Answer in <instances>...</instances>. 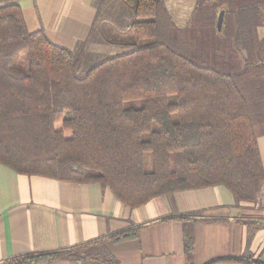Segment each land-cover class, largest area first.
Wrapping results in <instances>:
<instances>
[{
  "label": "trees",
  "instance_id": "16d2710c",
  "mask_svg": "<svg viewBox=\"0 0 264 264\" xmlns=\"http://www.w3.org/2000/svg\"><path fill=\"white\" fill-rule=\"evenodd\" d=\"M121 1L133 18L129 38L118 42L131 49L80 74L81 55L42 28L29 32L16 0H0V163L19 174L99 183L129 208L216 185L239 201L256 202L264 180L255 133L264 116L255 104L261 94L247 86L250 59L238 58L218 32L216 7L197 6L182 28L164 0ZM238 8L228 6L227 16ZM138 232L130 228L0 264L63 258L118 264L106 241L136 239ZM220 262L264 264L248 253L203 264Z\"/></svg>",
  "mask_w": 264,
  "mask_h": 264
},
{
  "label": "crops",
  "instance_id": "0c3cea01",
  "mask_svg": "<svg viewBox=\"0 0 264 264\" xmlns=\"http://www.w3.org/2000/svg\"><path fill=\"white\" fill-rule=\"evenodd\" d=\"M16 2L28 31L44 29L52 41L82 56L79 65L85 58L113 55L107 53L112 49H124L121 53L131 49L118 42L129 38L125 30L133 18V10L121 0ZM164 2L171 20L182 28L191 24L197 6H215L218 18L222 13L218 32L223 30L221 37L232 41L238 58L250 59L247 86L255 95L261 94L255 104L264 113V0ZM230 5L239 7L230 13L231 18L227 16ZM243 5L247 6L240 8ZM81 71L79 68L83 74ZM262 118L255 133L264 172ZM168 217L181 218L164 220ZM136 227V239L106 241L118 264H203L245 253L264 261V180L256 202L239 201L225 186L216 185L157 196L129 208L99 183L19 174L0 163V263L17 256L73 248ZM250 230L253 233L248 238ZM46 264L102 263L63 258Z\"/></svg>",
  "mask_w": 264,
  "mask_h": 264
},
{
  "label": "rangeland",
  "instance_id": "374dc122",
  "mask_svg": "<svg viewBox=\"0 0 264 264\" xmlns=\"http://www.w3.org/2000/svg\"><path fill=\"white\" fill-rule=\"evenodd\" d=\"M121 51H124V49H117V50L112 49L110 52H107V53L116 55V54L121 53ZM99 59H101V58L89 57V58H87V61H85L86 60V58H85L83 60L82 64H80L78 66V73H80L79 72V68H80V70H82L81 73H83V71L86 69L87 65H91L93 62H95V61H97ZM144 160H145V169L146 170H151L152 169V162H151V156H150L149 153H146L144 155Z\"/></svg>",
  "mask_w": 264,
  "mask_h": 264
},
{
  "label": "water",
  "instance_id": "95a60500",
  "mask_svg": "<svg viewBox=\"0 0 264 264\" xmlns=\"http://www.w3.org/2000/svg\"><path fill=\"white\" fill-rule=\"evenodd\" d=\"M221 22H222V13L219 15V18H218V27L221 26ZM216 264H243V263H236V262H220V263H216Z\"/></svg>",
  "mask_w": 264,
  "mask_h": 264
}]
</instances>
